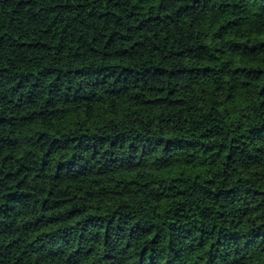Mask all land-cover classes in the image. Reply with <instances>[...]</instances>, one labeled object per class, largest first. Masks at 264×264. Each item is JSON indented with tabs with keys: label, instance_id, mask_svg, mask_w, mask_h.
Listing matches in <instances>:
<instances>
[{
	"label": "trees",
	"instance_id": "16d2710c",
	"mask_svg": "<svg viewBox=\"0 0 264 264\" xmlns=\"http://www.w3.org/2000/svg\"><path fill=\"white\" fill-rule=\"evenodd\" d=\"M0 264H264V0H0Z\"/></svg>",
	"mask_w": 264,
	"mask_h": 264
}]
</instances>
